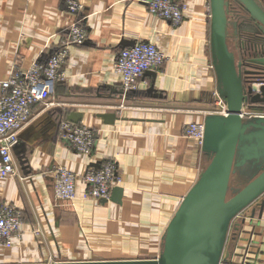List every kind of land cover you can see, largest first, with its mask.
I'll use <instances>...</instances> for the list:
<instances>
[{"label":"crops","instance_id":"obj_1","mask_svg":"<svg viewBox=\"0 0 264 264\" xmlns=\"http://www.w3.org/2000/svg\"><path fill=\"white\" fill-rule=\"evenodd\" d=\"M67 1L0 0V79L8 76L15 61L25 69L53 52L76 20ZM78 1L83 9L77 17L88 37L70 47L65 79L50 97L55 106L21 135L14 152L21 176L0 178V207L13 205L23 216L22 237L9 248L0 246V264L155 259L168 223L206 162L183 127L204 121L213 111L217 79L209 0H178L186 6L179 25L150 13L140 0ZM139 41L156 45L166 62L154 70L155 77L145 72L139 78L138 91L153 84L163 98L127 100L108 91L121 87L115 70L118 52ZM42 106L35 105L34 112ZM72 112L82 114L75 124L97 132L91 154L77 152L59 137L62 121H69ZM106 112L116 113L113 123L98 116ZM107 160L117 167L121 203L86 194L82 175ZM58 166L77 175L70 202L55 197L53 171ZM262 199L264 195L236 222ZM262 217L260 222L257 209L254 222L247 219L242 227L241 236L252 242L251 249L264 250V212Z\"/></svg>","mask_w":264,"mask_h":264},{"label":"water","instance_id":"obj_2","mask_svg":"<svg viewBox=\"0 0 264 264\" xmlns=\"http://www.w3.org/2000/svg\"><path fill=\"white\" fill-rule=\"evenodd\" d=\"M230 0L210 2V50L212 66L217 79L216 93L227 103V114L209 113L204 119L202 154L206 162L198 179L181 201L162 236L160 253L155 259L103 260L89 262H65L55 264H220L233 220L264 195V117L244 119L243 105L247 102L264 103V85L261 93L252 95L253 80L244 77L242 64L238 62L231 40L238 35V23L229 18ZM242 4L258 28L264 33V7L259 0H236ZM264 66V58L252 60ZM155 77V71H147ZM111 93L123 97V90L110 87ZM148 98H163L164 93L152 84L145 92ZM105 123L115 121L116 113L98 115ZM82 114L72 112L69 121L79 123ZM20 146L18 143L15 150ZM20 159V158H19ZM97 166V164H94ZM109 199L122 202L123 188L115 185ZM259 209L261 222L264 199L252 210L247 219L252 224ZM259 223V222H258ZM239 225V224H238ZM240 229V226H236ZM245 234L248 231L243 230ZM234 255L240 257L237 264H263L264 250L251 249V241L237 238ZM252 240V239H251ZM249 242V247L239 243ZM264 244V243H263ZM261 243V246L264 247ZM254 250V251H253ZM228 256V253L225 255Z\"/></svg>","mask_w":264,"mask_h":264},{"label":"built area","instance_id":"obj_3","mask_svg":"<svg viewBox=\"0 0 264 264\" xmlns=\"http://www.w3.org/2000/svg\"><path fill=\"white\" fill-rule=\"evenodd\" d=\"M140 1L147 5L150 13L170 21L173 25L181 24L185 18L186 6L178 0ZM67 3L69 12L76 20L67 28V34L53 52L46 59L35 60L25 69L15 61L8 76L0 79V178L19 177V166L14 154L15 146L37 116L55 106V102L51 101L50 97L55 91L56 84L65 79L64 66L70 47L82 45L88 37L86 27L77 17L83 9L82 4L78 0H68ZM262 52L264 50L261 48L255 51L261 54ZM165 62L164 53L149 42L139 41L131 47L120 50L115 62V70L122 78L120 88L123 90V98H126L127 93L139 90L138 80L145 72L161 69ZM263 85L264 78L253 79L252 95L261 93L260 87ZM258 103L250 101L245 103L241 117L244 119L264 117V104ZM37 104L43 106L40 111L34 112L33 108ZM211 113L227 114V103L216 92ZM204 131V121L191 122L183 127L184 136L192 139L200 152H202ZM59 137L77 152L88 155L94 148L97 132L92 127L64 120L60 125ZM53 172L55 197L60 201H72L75 198L77 175L64 166L55 167ZM82 179L87 186L88 196L99 200L109 199L112 188L118 182L116 164L110 160L104 161L100 168L88 169L82 175ZM237 217L231 224L220 264L239 262L233 254L235 249L236 251L238 249L236 241L232 239L233 235H237V238L242 237V227L236 229L234 224ZM22 225L23 216L19 209L13 205L0 207V246L9 248L16 239H21ZM226 253H228L227 257Z\"/></svg>","mask_w":264,"mask_h":264},{"label":"trees","instance_id":"obj_4","mask_svg":"<svg viewBox=\"0 0 264 264\" xmlns=\"http://www.w3.org/2000/svg\"><path fill=\"white\" fill-rule=\"evenodd\" d=\"M260 3L264 7V2L262 3L261 1ZM229 18L238 23V35L236 37V40L238 39L237 52L239 53V56L242 58V60L248 61L251 57L253 58V56L256 55L252 45H254V42H257L259 38L264 40V33H262L261 30L258 28L257 22L252 19L251 15L247 12L245 7L236 0L229 1ZM244 26L249 27H246L245 30L242 29V27ZM253 27L254 30L251 31ZM255 29L258 30L257 34H254L256 33ZM108 91L111 92L110 89H108ZM111 95L119 96L113 93ZM137 97L148 98L146 96V93H139V91H131L126 95L127 100ZM258 104L264 103L260 102Z\"/></svg>","mask_w":264,"mask_h":264},{"label":"flooded vegetation","instance_id":"obj_5","mask_svg":"<svg viewBox=\"0 0 264 264\" xmlns=\"http://www.w3.org/2000/svg\"><path fill=\"white\" fill-rule=\"evenodd\" d=\"M246 27H249V26H244V27H242V29L246 30ZM252 30H254V27H253V29H251V31ZM257 32H258V30H256V33H254V34H257ZM237 41H238V39L237 40L236 39L235 40L232 39L231 40V46H232L233 51H235V54L237 56L238 62L243 63L242 64V71L243 72L244 71H253L250 74L244 72V74H243L244 77L247 78V81L248 80H253L255 78H264V66L259 65V64H257V63L252 61V60H255V59L264 58V52H262V54L261 53H255L258 56L254 55L253 58L251 57L248 61L242 60V58L239 56V53L237 54V52H236L237 44H238ZM252 47H253L254 51L258 50L259 48H261V50H264V40L259 38V40L257 42H254V45H252ZM242 220H243V218H242ZM241 221L240 222H235L234 224H236V226L243 227V225L241 226Z\"/></svg>","mask_w":264,"mask_h":264},{"label":"rangeland","instance_id":"obj_6","mask_svg":"<svg viewBox=\"0 0 264 264\" xmlns=\"http://www.w3.org/2000/svg\"><path fill=\"white\" fill-rule=\"evenodd\" d=\"M236 52H237V50H236ZM237 54H238V52H237ZM236 222V221H235Z\"/></svg>","mask_w":264,"mask_h":264}]
</instances>
